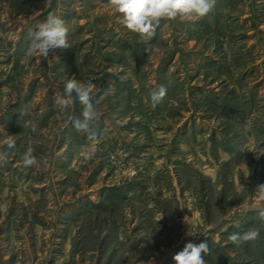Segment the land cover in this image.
<instances>
[{"label":"rangeland","instance_id":"1","mask_svg":"<svg viewBox=\"0 0 264 264\" xmlns=\"http://www.w3.org/2000/svg\"><path fill=\"white\" fill-rule=\"evenodd\" d=\"M50 12L70 48L29 57ZM150 43L147 56L109 0H0V264H176L205 241L207 264H264V0L162 20ZM72 76L110 92L96 144L71 123L79 102L59 103ZM252 228L259 239L228 240Z\"/></svg>","mask_w":264,"mask_h":264},{"label":"clouds","instance_id":"2","mask_svg":"<svg viewBox=\"0 0 264 264\" xmlns=\"http://www.w3.org/2000/svg\"><path fill=\"white\" fill-rule=\"evenodd\" d=\"M216 3L217 0H109L111 7L120 14V23L132 33L137 34L145 44L144 53L147 56L153 51L150 42L162 20L178 18L185 21L200 20L214 11ZM68 31L65 21L54 12H50L44 21L38 23L34 30L29 31L30 43L26 55L29 57L39 55L47 58L51 50L70 48ZM94 89L93 83H84L79 81L76 76H72L64 83L63 96L59 100L64 109L74 106L77 101L79 102L81 105L80 116L72 117L71 123L77 133L85 135L92 144L98 142V136L94 130V125L99 121L101 115L98 105L110 94L109 91H105L97 98L94 96ZM166 94L167 89L162 85L158 88H150L148 96L152 107L155 108L161 103ZM37 128L35 123L31 124L33 133L37 132ZM14 147L15 142L10 139L7 142V148L13 149ZM8 155L7 151H0V165L8 162ZM21 161L25 167H32L39 163L34 155V149L30 146L22 154ZM254 194L262 202L255 211L259 220L264 223V184L258 185ZM259 238L260 231L255 228L248 229L243 233L233 232L228 236V240L237 247ZM209 251L207 241L199 245L188 243L173 259L176 264H207L202 254L207 256Z\"/></svg>","mask_w":264,"mask_h":264}]
</instances>
